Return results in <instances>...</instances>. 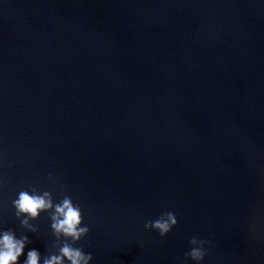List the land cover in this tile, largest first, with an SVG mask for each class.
<instances>
[{
    "label": "water",
    "instance_id": "95a60500",
    "mask_svg": "<svg viewBox=\"0 0 264 264\" xmlns=\"http://www.w3.org/2000/svg\"><path fill=\"white\" fill-rule=\"evenodd\" d=\"M32 188L80 206L89 264H197L193 237L199 264H264V0H0V232L31 241L19 264L58 254L50 213L34 233L15 215ZM169 211V233L145 229Z\"/></svg>",
    "mask_w": 264,
    "mask_h": 264
},
{
    "label": "clouds",
    "instance_id": "9594fccd",
    "mask_svg": "<svg viewBox=\"0 0 264 264\" xmlns=\"http://www.w3.org/2000/svg\"><path fill=\"white\" fill-rule=\"evenodd\" d=\"M63 195V193H61ZM16 209L15 215L20 219L21 226L31 232L36 228L30 223L36 220L42 212L50 213L51 229L58 242V254H51L43 258V264H89L92 260L91 253H85L81 248L73 245L89 233L83 223L82 212L78 204H74L70 196L63 195V199L54 204L49 191L38 194L36 188L20 191L18 198L13 201ZM24 217V218H22ZM22 218V219H21ZM177 224V219L172 212H166L155 221L144 224L145 229H154L163 237ZM61 238L63 242L61 243ZM31 243L28 237L17 239L11 230L0 232V264H19V258L24 253L26 244ZM205 242L196 237L191 238V250L185 253V259L190 257L197 264L204 258L203 244ZM23 264H41V254L36 249L29 250Z\"/></svg>",
    "mask_w": 264,
    "mask_h": 264
}]
</instances>
